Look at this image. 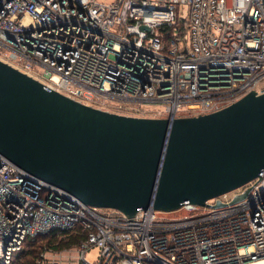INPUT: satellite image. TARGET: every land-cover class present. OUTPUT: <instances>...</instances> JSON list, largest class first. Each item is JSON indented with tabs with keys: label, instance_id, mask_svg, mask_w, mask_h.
<instances>
[{
	"label": "built area",
	"instance_id": "1",
	"mask_svg": "<svg viewBox=\"0 0 264 264\" xmlns=\"http://www.w3.org/2000/svg\"><path fill=\"white\" fill-rule=\"evenodd\" d=\"M0 61L111 113L208 114L264 89V0H0ZM207 203L129 218L0 155V264L51 231L81 238L76 260L38 264H264V177Z\"/></svg>",
	"mask_w": 264,
	"mask_h": 264
},
{
	"label": "water",
	"instance_id": "2",
	"mask_svg": "<svg viewBox=\"0 0 264 264\" xmlns=\"http://www.w3.org/2000/svg\"><path fill=\"white\" fill-rule=\"evenodd\" d=\"M0 155L129 218L138 208L208 207L264 177V89L208 114L133 117L80 103L0 61Z\"/></svg>",
	"mask_w": 264,
	"mask_h": 264
},
{
	"label": "trees",
	"instance_id": "3",
	"mask_svg": "<svg viewBox=\"0 0 264 264\" xmlns=\"http://www.w3.org/2000/svg\"><path fill=\"white\" fill-rule=\"evenodd\" d=\"M80 239L75 234L68 235L51 231L48 234L26 241L23 251L16 256L12 264H38L42 253L76 247Z\"/></svg>",
	"mask_w": 264,
	"mask_h": 264
},
{
	"label": "rangeland",
	"instance_id": "4",
	"mask_svg": "<svg viewBox=\"0 0 264 264\" xmlns=\"http://www.w3.org/2000/svg\"><path fill=\"white\" fill-rule=\"evenodd\" d=\"M182 213H173L171 214V216L173 217H178V216H181ZM96 254H97V249L96 248H91L88 253L86 254V258L90 261V262H94L95 261V257H96ZM45 257L47 260H58V259H63L66 263H71L76 260V253H75V250L74 248H71V249H64V250H61V251H48L46 252L45 254ZM72 260V261H71Z\"/></svg>",
	"mask_w": 264,
	"mask_h": 264
}]
</instances>
